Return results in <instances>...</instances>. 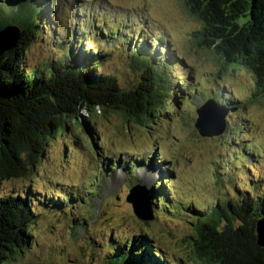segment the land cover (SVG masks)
Instances as JSON below:
<instances>
[{"label": "trees", "instance_id": "1", "mask_svg": "<svg viewBox=\"0 0 264 264\" xmlns=\"http://www.w3.org/2000/svg\"><path fill=\"white\" fill-rule=\"evenodd\" d=\"M181 3L200 24L194 34L196 45L218 61L220 74L241 70L252 83L249 97L217 90L211 93V99L226 112L251 102L264 103V0ZM49 6L47 0H0V15L5 14L0 18V31L7 26L18 29L15 47L0 55V264L14 260L28 248L30 240L38 238L35 226L39 214L60 217L69 214L67 206L79 208L75 200L60 193L53 196L43 192L35 197L29 189L18 194L2 188L5 182L29 181L50 140L76 127L94 146L99 145L93 121L83 114L96 112L104 116L113 112L127 122L146 125L161 112L176 113L178 106L186 102L181 90L196 91L193 84L177 75L172 84L174 69L185 65L174 48L160 39L162 34L151 38L136 29H100L97 23L74 25L70 30L66 21L60 32L54 26L58 17L50 16ZM40 35L49 36L54 49L50 57L27 65L26 53ZM117 37L124 45L117 43ZM97 39L104 46L108 43L111 50L97 47L99 50L93 51ZM113 50L118 55L126 54L124 58L136 76L130 88L120 86L115 76L105 73ZM255 145L257 148L241 140L234 145L239 166H244L246 172L264 161V146ZM100 157L109 162L103 166L105 172V167L112 166L113 161L108 159L111 154L105 151ZM175 169L172 165L165 173L172 175ZM225 172L233 184L230 169ZM250 177L243 189L233 187L234 196H225L212 206L198 205L194 200L186 203L170 196L167 186L152 185V210L156 216V210L189 214L192 255L203 264H264V247L258 246L256 237V224L264 221V175ZM73 225L74 234L85 226L80 218ZM125 240L127 243L112 241L101 264H181L154 247L147 237L130 236Z\"/></svg>", "mask_w": 264, "mask_h": 264}, {"label": "rangeland", "instance_id": "2", "mask_svg": "<svg viewBox=\"0 0 264 264\" xmlns=\"http://www.w3.org/2000/svg\"><path fill=\"white\" fill-rule=\"evenodd\" d=\"M47 2L51 8L50 16L58 17L54 26L60 32L64 31L66 21L70 30L74 25L88 27L97 23L100 29L111 26L113 29L120 27L122 31L136 29L151 38L161 33L160 39L174 48L185 65L183 69H174V76H170L172 84L177 75L178 79L193 84L196 91L181 90V97L186 98V102L178 106L176 113L161 112L146 125L127 122L113 112L104 116L96 112L83 114L93 121L99 145L94 146L82 131L70 127L63 136L49 141L47 152L29 181L3 183L2 188L12 190V193L19 194L26 189L32 190L35 197L43 192L53 196L60 193L79 205L75 209L67 206L69 214L60 217L39 214L35 226L38 238L30 240L28 248L8 264H101L112 241L127 243L125 239L130 236L147 237L154 247L172 255L176 261L180 260L181 264H203L192 255L188 237L193 235V229L189 214L156 210L158 215H154L152 221H141L136 218L126 197L137 181V186L146 190L152 185H164L171 195L186 203L195 200L200 205L212 206L225 196H234L233 187L243 189L251 180V174L253 177L264 175V161L246 172L244 166H239L234 148L236 140L251 143L256 148V143L264 146V103L251 102L227 111L224 121L232 126L225 124L223 134L218 137H201L194 128L196 111L211 99V93L222 90L228 95L249 97L253 89L250 78L241 70L220 74L218 61L196 45L194 34L200 24L188 15L181 0ZM3 16L5 14L0 18ZM116 40L124 45L120 37ZM52 43L49 36H38L26 53L27 65L50 57L54 49ZM92 47L93 51L99 50L97 47L111 50L108 43L104 46L98 39ZM125 55H118L113 50L106 61L105 73L115 76L120 86L130 88L136 76ZM101 151L109 152L111 161L127 160L126 165L112 163L113 167H105L104 172L102 167L109 162L101 159ZM131 161L134 165L129 167ZM172 165L176 169L172 175H167L165 169ZM125 167L127 171H124ZM226 169H230L233 184L229 182L228 173L225 174ZM108 171L110 176H107ZM92 190L96 193L88 195L87 192L93 193ZM70 192L77 196L71 197ZM78 218L85 226L74 234L73 221Z\"/></svg>", "mask_w": 264, "mask_h": 264}, {"label": "water", "instance_id": "3", "mask_svg": "<svg viewBox=\"0 0 264 264\" xmlns=\"http://www.w3.org/2000/svg\"><path fill=\"white\" fill-rule=\"evenodd\" d=\"M18 40V29L7 26L0 31V55L11 51ZM197 119L194 128L201 137H218L225 130L224 117L226 111L220 108L213 100L207 101L196 111ZM126 201L131 204L132 210L141 221H152L153 213L149 192L142 186H135L129 190ZM257 244L264 247V221L256 224Z\"/></svg>", "mask_w": 264, "mask_h": 264}]
</instances>
